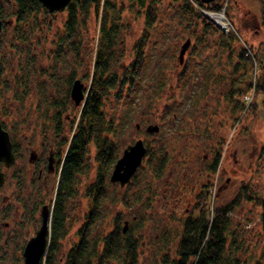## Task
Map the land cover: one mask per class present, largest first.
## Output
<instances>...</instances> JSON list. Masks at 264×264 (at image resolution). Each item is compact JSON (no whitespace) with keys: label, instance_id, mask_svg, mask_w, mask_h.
Listing matches in <instances>:
<instances>
[{"label":"rangeland","instance_id":"rangeland-1","mask_svg":"<svg viewBox=\"0 0 264 264\" xmlns=\"http://www.w3.org/2000/svg\"><path fill=\"white\" fill-rule=\"evenodd\" d=\"M196 2L154 0L158 20L148 31L146 68L130 102L125 97L129 95V77L139 65L138 46L147 25L145 9L152 1L145 0L142 6L140 0H116L117 12L110 11L118 30L107 76L117 83L102 106L108 126L112 123L115 128L107 136L115 143L116 159L139 139L154 155L150 163L149 157L145 158L144 171L134 186L111 182V165L105 197L87 240L99 243V238L114 229L116 219L121 229L126 224V231L133 221L141 222L135 236L137 264H170L176 258L183 220L193 212L199 196L209 202L212 214L213 209L243 192L247 198L230 214L225 264H264L257 204V198L264 197V111L242 115L237 102L251 106L256 100L263 108L261 96L257 100L254 89L237 100L228 96L233 84H243L248 78L238 57L243 42L259 53L251 61L252 78L258 81L261 69L264 72V59L259 60L264 53V0H228L227 22L239 37L230 46L219 45L224 35L214 26L204 34ZM0 3L2 20L12 21L0 33V121L15 150V163L2 167L0 264H23V247L40 226L41 203L53 204L62 160L58 155L66 152L82 108L70 98L72 82L80 80L84 91L90 87L100 42L99 21L94 6L87 12L79 10L77 24L69 33L67 8L49 12L41 6L17 21L16 3ZM189 56L190 76L182 84L179 81ZM155 125L160 131L148 133L147 127ZM32 152L34 160L30 159ZM96 152V146L89 144L76 193L65 203L66 232L57 244V264H64L86 222L89 188L99 172ZM50 157L53 170L48 172ZM162 157L167 161L158 176L154 167ZM216 158L213 171L210 167ZM39 169L42 179L38 181ZM97 249L101 250V245ZM106 264L123 262L119 258Z\"/></svg>","mask_w":264,"mask_h":264},{"label":"trees","instance_id":"trees-1","mask_svg":"<svg viewBox=\"0 0 264 264\" xmlns=\"http://www.w3.org/2000/svg\"><path fill=\"white\" fill-rule=\"evenodd\" d=\"M142 6L145 0H140ZM145 9L147 25L143 37L139 43L138 62L139 65L135 72L129 77V95L134 94L137 79H140L145 70V63L143 57V49L148 41V31L157 21V10L154 0ZM189 4V3H188ZM185 6L189 8V5ZM201 8L209 10H218L219 5L215 2L203 4L196 2ZM17 21H21L24 15L32 9L40 8L41 5L37 0H17L16 1ZM91 6H94L96 17L99 21L100 42L97 44L96 52L94 54L93 72L89 90L86 94V99L79 112L74 133L68 141V146L63 158L59 154L61 160L60 170L57 179V188L55 191L52 207L51 217V234L47 248V253L42 264H57L55 259V252L57 244L60 239L65 235L66 215L64 213L65 203L67 199L72 198L76 193V183L78 175L83 173V162L87 155V147L93 143L96 148L95 160L98 163V176L97 181L93 184L89 191L91 204L88 213L86 214V222L80 229V236L72 250L69 252L64 264H106L109 261H116L122 259L123 264H137V248L138 242L136 234L142 228L141 222L133 221L125 233L118 226V219L115 221L114 229L102 238H99V243L94 241L89 244L87 236L96 219L97 210L100 206L101 200L104 195V184L106 176L110 172L111 165L116 161L115 144L113 140H109L107 133L115 132L114 125L106 122L102 112L104 99L110 95V91L114 89L116 79H111L107 76L108 64L112 58L113 46L117 39V23L116 18L110 15V11L117 12L116 0H72L67 7L68 19L67 30L69 33L73 32L77 24V13L79 10L87 12ZM196 14L201 18L204 24V34L213 29L212 24L207 21L200 13ZM3 19L2 8L0 3V20ZM224 37V38H223ZM219 39V45L230 46L234 44L232 36H223ZM259 53L257 52V55ZM261 59H264V53H261ZM239 59L244 62L245 78L243 84H233L228 92L230 98L242 97L254 85L256 88V99L261 96L262 107L257 106L255 102L246 109V113L264 111V72L258 76V81L252 78V66L248 58L245 57L243 52H239ZM237 69L238 64L235 66ZM184 75V74H183ZM252 80L250 79V76ZM246 76V75H245ZM182 75L180 80H182ZM238 83V82H237ZM122 85V84H121ZM128 95V96H129ZM235 96V97H234ZM240 100H237L239 110H244V105ZM236 102V103H237ZM238 108V105H236ZM57 122L56 129H59L60 113L58 112L54 118ZM59 131V130H58ZM67 143V140L64 141ZM14 150V149H13ZM15 151V150H14ZM153 153L150 148L147 151L148 162L150 163L153 158ZM166 158L159 159L157 165L154 167L155 175H160L165 167ZM218 159L216 158L210 169L215 170ZM144 171V165L141 166L137 173L132 178V186L136 185L139 181L141 174ZM199 200L194 207L193 212L187 216L182 223L181 237L176 247V258L170 264H225V257L223 255L227 229L230 224L231 212L244 200L247 195L241 192L232 202L225 206L213 209L210 212L209 202L205 201L202 196L198 197ZM204 200L203 206L199 205V201ZM124 205L127 206V200L123 198ZM257 204L260 207L259 224L261 233L264 236V197L257 198ZM198 212L195 216L194 213ZM97 245H101V250L97 249ZM99 251V252H97ZM96 261L95 263L93 261ZM227 264V263H226ZM229 264V262H228ZM231 264V263H230ZM238 264V263H237Z\"/></svg>","mask_w":264,"mask_h":264},{"label":"water","instance_id":"water-1","mask_svg":"<svg viewBox=\"0 0 264 264\" xmlns=\"http://www.w3.org/2000/svg\"><path fill=\"white\" fill-rule=\"evenodd\" d=\"M43 7L49 12H61L71 0H37ZM204 3L211 2L213 0H200ZM7 20L4 24H9ZM3 26V22L0 20V32ZM186 47V45H184ZM70 97L74 101L75 105H79L84 100L83 83L80 80H75L72 83L70 90ZM158 127L149 126L147 131L149 133L156 132ZM146 149L142 140H137L133 145H129L124 151L122 156L116 161L112 173L110 175V181L113 183H119L121 187L127 184L131 177L135 174L137 168L141 165L142 158L145 155ZM32 157V154H31ZM14 163V154L12 151V144L9 139V134L2 127L0 122V164L4 167H11ZM4 175L0 168V187L3 184ZM50 209L48 205H44L41 209V224L35 235L32 236L26 243L23 249V264H41L42 259L46 253V247L48 244L50 230ZM126 224L123 228V232L126 231Z\"/></svg>","mask_w":264,"mask_h":264},{"label":"flooded vegetation","instance_id":"flooded-vegetation-1","mask_svg":"<svg viewBox=\"0 0 264 264\" xmlns=\"http://www.w3.org/2000/svg\"><path fill=\"white\" fill-rule=\"evenodd\" d=\"M32 154V157H31V155H30V159L31 160H34L35 158H36V156H35V153L34 152H32L31 153ZM52 161H53V159H52V157H50L49 158V160H48V166H47V170H48V172H51L53 169H52V165H51V163H52ZM49 174V173H48ZM51 174V173H50ZM4 179H5V176H4ZM42 179V170H40L39 169V174H38V178H37V180L39 181V180H41ZM42 205H41V207H40V209H39V212H40V217H41V209H42V207L44 206V205H46V203H41ZM28 205V204H27ZM25 206V205H24ZM24 206L22 207V208H24ZM29 206V205H28ZM34 212L35 213V210H28L27 212ZM37 212V211H36ZM41 222V221H40ZM4 226H8V223L7 222H5L4 223ZM25 246V245H24ZM24 248V247H23ZM22 252H23V250H22Z\"/></svg>","mask_w":264,"mask_h":264}]
</instances>
